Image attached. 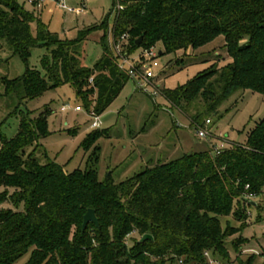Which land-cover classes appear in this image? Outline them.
Returning <instances> with one entry per match:
<instances>
[{
  "label": "trees",
  "instance_id": "16d2710c",
  "mask_svg": "<svg viewBox=\"0 0 264 264\" xmlns=\"http://www.w3.org/2000/svg\"><path fill=\"white\" fill-rule=\"evenodd\" d=\"M114 12V40L130 36L133 51L160 43V55L174 54L180 62L224 35L231 61H216L187 83L159 90L196 131L207 119L212 124L213 115L221 118L222 107L235 94H264V0H114ZM101 26L106 30L108 19ZM89 32L60 38L19 0H0V42L25 60L31 47L54 46L51 56L42 58L44 74L27 67L21 77H4L7 93L34 98L70 84L85 107L92 104L88 95L95 94L93 110L102 113L130 76L104 43L93 67L83 64L81 49ZM6 62L0 57V66ZM50 113L44 110L33 118L22 112L14 137L0 130V264H14L26 254L24 264H207L208 254L227 262L230 232L221 217L246 222L248 208L256 207L262 221L263 206L248 197L264 195V117L244 142L219 154L214 135L208 138L214 144L205 150L147 165L115 183L111 174L100 180L95 165V145L106 131L96 130L84 139L83 149H93L85 169L67 173L56 161L42 163L34 152L27 153V147L48 134ZM90 208L99 226L90 222L83 229ZM133 234L140 237L129 244ZM144 234L153 239L141 242ZM232 245L237 250L240 237ZM256 260L254 254L239 264Z\"/></svg>",
  "mask_w": 264,
  "mask_h": 264
},
{
  "label": "rangeland",
  "instance_id": "374dc122",
  "mask_svg": "<svg viewBox=\"0 0 264 264\" xmlns=\"http://www.w3.org/2000/svg\"><path fill=\"white\" fill-rule=\"evenodd\" d=\"M57 1L45 0L40 9H34L31 4L25 3V0H19L60 38H75L89 29L81 49L84 65L93 67L102 55L104 43L113 55L115 54L118 63L121 56L129 58L136 75L130 77L111 105L98 114L100 126L95 128L92 127L94 118L91 112L94 111L96 95H88L92 104L85 107L70 84L51 88L34 98L21 99L14 92L7 93L2 79L8 77L13 80L21 77L27 67L38 69L44 74L42 58L50 57L54 46L31 47L25 60L21 53L13 51L6 42L1 41L0 57L7 60L0 66L2 133L9 138L18 133L22 112H27L35 118L44 110L51 111L47 117L48 134L40 143L27 147L26 151L34 152L42 163L54 160L65 172L70 173L77 168L85 169L91 165L89 156L93 149L87 152L82 147L88 134L96 130L106 131L107 134L99 138L95 145L98 147V161L95 165L100 180H105L111 174L115 183L133 177L147 165L170 161L184 153L205 150L210 147L211 142L214 144L212 139L201 138L188 120L171 106L159 90L173 89L187 83L216 61L220 65L231 61L225 47L224 35L217 36L198 48L195 53L183 57L182 62L176 60L181 57L174 54H161L158 58L159 66L153 69L155 77L146 80L141 77L145 71V61L140 59V49L133 51L130 36L114 40V0H87L85 11L79 15L62 10ZM66 1L70 5L80 4V0ZM106 19L108 28L103 30L102 21ZM32 30L35 35V23L32 24ZM157 49H162L160 43L157 44ZM121 71L129 75L128 71ZM64 105H68V108L62 111ZM77 105H80L82 110H75ZM222 114L221 118L212 116L213 121L209 125L212 134L221 135L226 139V147H231L236 142H244L250 128L264 117V94L251 90H245L244 94L239 92L225 103ZM215 144L220 146L222 141L215 138ZM3 190L4 187L0 186V192ZM248 198L261 203V211L264 214V195ZM5 207L11 205L6 204ZM248 210L250 215L246 222L234 216L221 217L223 227H229L227 247L231 251V257L226 262L221 258L214 259L213 254H208L207 264H239L240 259L246 260L254 254L257 256L256 264L264 263V215L261 221L257 219L256 207H249ZM132 237L140 236L131 235L128 238L129 244H132ZM239 237L241 245L235 250L232 240ZM28 258L29 254H26L14 264H24ZM166 264L182 263L176 260Z\"/></svg>",
  "mask_w": 264,
  "mask_h": 264
},
{
  "label": "built area",
  "instance_id": "2783aa9c",
  "mask_svg": "<svg viewBox=\"0 0 264 264\" xmlns=\"http://www.w3.org/2000/svg\"><path fill=\"white\" fill-rule=\"evenodd\" d=\"M86 1L87 0H80L79 5H70L67 3L66 0H58L57 4L62 10H65L71 14L79 15L85 11ZM25 3L31 4L34 7V9H40L44 5L45 0H25ZM122 39H125V36H123ZM160 53L161 51L157 49V46H151L149 48H143L140 50V56H141L140 59L145 61L144 63L145 71L143 72L141 77H144L146 80H151L155 77V72L153 69L159 66L158 58L160 56ZM119 66L122 70L128 71L130 77L136 75L134 65L132 64L129 58L121 56L119 61ZM155 93L157 92L155 91ZM67 108L68 105L62 106V111L66 110ZM75 110L80 111L82 110V107L80 105H77L75 106ZM91 116L92 118H94V121L92 122V127L95 128L99 127L100 126L99 115L96 112L92 111ZM210 124H211V120L207 119L205 126L197 131L198 135L201 138L208 139L214 136V134H212L211 130L208 128ZM218 138L222 141V144L220 146L218 145L213 146L214 151L217 154H219L226 147L225 146L226 139H224L221 135H219Z\"/></svg>",
  "mask_w": 264,
  "mask_h": 264
},
{
  "label": "water",
  "instance_id": "95a60500",
  "mask_svg": "<svg viewBox=\"0 0 264 264\" xmlns=\"http://www.w3.org/2000/svg\"><path fill=\"white\" fill-rule=\"evenodd\" d=\"M141 41H142V37L136 41V44L139 45L141 43ZM90 222L99 226V219H98L96 212L93 208L88 209V211L84 215L83 229H85ZM146 239H153V236L151 234H144L140 238V241L142 242V241H145Z\"/></svg>",
  "mask_w": 264,
  "mask_h": 264
}]
</instances>
